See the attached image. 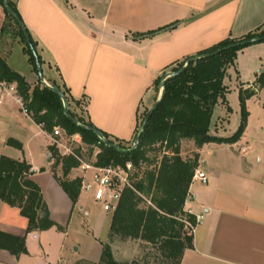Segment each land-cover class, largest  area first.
Masks as SVG:
<instances>
[{
	"label": "crops",
	"instance_id": "obj_1",
	"mask_svg": "<svg viewBox=\"0 0 264 264\" xmlns=\"http://www.w3.org/2000/svg\"><path fill=\"white\" fill-rule=\"evenodd\" d=\"M12 1L38 44L46 81L58 78L74 99L88 102L86 114L95 127L128 142L135 136L142 105L148 100L154 105L159 98L154 83L167 67L225 38L264 27V0ZM5 20L0 3V54L35 85L38 75L24 44L17 36L11 43L2 34ZM169 25L174 26L165 28ZM16 54H21L22 65ZM262 72L264 41L241 49L235 65L228 68L226 100L214 109L210 134L231 136H226L228 107L241 114L240 89L255 94L246 101L249 116L240 140L209 142L195 149L208 182L194 179L191 184L185 210L203 218L180 264H264V87L257 83ZM9 138L19 140L23 148L8 145ZM51 145L50 136L21 110L16 97L0 91V156L32 165L31 177L41 187L50 218L62 225L81 201V193L74 204L61 186L53 171ZM53 204L64 213L51 210ZM19 214L17 207L0 202V231L27 237L28 220ZM32 236L38 238L36 232ZM113 251L116 256L115 247ZM22 255L0 248V262L18 263Z\"/></svg>",
	"mask_w": 264,
	"mask_h": 264
},
{
	"label": "trees",
	"instance_id": "obj_2",
	"mask_svg": "<svg viewBox=\"0 0 264 264\" xmlns=\"http://www.w3.org/2000/svg\"><path fill=\"white\" fill-rule=\"evenodd\" d=\"M0 3L4 6V0H0ZM9 6L22 19L17 4L9 0ZM4 9L6 20L2 34L10 32L12 27L15 28V36L24 44V51L37 73L35 57L21 26L5 6ZM173 26L169 25L165 28ZM160 30L161 28L140 33L137 37L153 35ZM28 33L38 51L37 42L29 30ZM254 38L260 40L250 42ZM261 41H264V27H258L241 37L225 38L194 56L172 63V66L175 65L172 71H178L189 61L179 75L170 76L165 80L163 98L142 131L138 145L133 149L131 146H125V141L112 137L102 130L100 131L105 137L120 149L101 140L91 128L95 126L87 114L83 116L73 107V104L76 108L85 107L86 112L88 105L86 100L74 99L65 85H60L56 81L50 82L66 95L70 114L79 122L76 123L65 114L62 97L57 92L43 84L39 77L37 83L32 85L25 75L12 68L0 54V80L17 84L18 92L36 123L44 122L47 132H52L53 128L59 125L69 135L79 134L83 143L99 148L96 161L99 165L125 166L127 162L133 163L134 170L130 177L133 188L123 189L121 199L112 215L109 243L103 245L98 264H156L143 257L135 258L130 262L119 260L110 244L116 240V237L152 244L167 264H180L184 250L193 246V233H188L184 229L186 222L196 224V215L188 213L185 204L190 197L195 171L200 165L199 153L195 152L193 156L184 157L181 146L185 141L193 142L196 148H200L209 142L235 143L240 140L249 116L246 101L255 94V90L240 89L242 117L239 128L233 135L228 137L212 135L210 125L216 105L220 100H226L227 86L224 84V79L228 68L235 65L237 54L241 49ZM228 46L231 47L224 49ZM220 49L223 50L205 56ZM38 55L43 64L39 52ZM162 77L160 75L154 83L158 89L157 93L160 92ZM257 83L260 87H264V72L258 76ZM228 110H231L230 106ZM148 113L149 111L143 121ZM137 133L138 126L134 137ZM7 144L18 149L23 148L22 143L14 138H9ZM50 152L55 158L54 174L75 204L81 193V178L79 175L71 176L73 169L78 167L79 161L73 156L59 155L53 145L50 146ZM154 152L156 156L151 159L150 153ZM161 153L162 156L159 155ZM59 166L62 175L56 171ZM32 174V165L27 160L0 156V202L17 207L27 218V233L58 226L50 218L41 187L33 180ZM44 212L47 213L46 216H43ZM0 248L7 249L19 257L28 252L26 235L16 236L0 231Z\"/></svg>",
	"mask_w": 264,
	"mask_h": 264
},
{
	"label": "rangeland",
	"instance_id": "obj_3",
	"mask_svg": "<svg viewBox=\"0 0 264 264\" xmlns=\"http://www.w3.org/2000/svg\"><path fill=\"white\" fill-rule=\"evenodd\" d=\"M11 33L12 34H9V32H7L6 35H8V39L12 43V41L16 40V37L14 32ZM20 55L21 54H16L15 57L18 59V64L20 63L22 65L23 58H21ZM24 63L27 65L26 62ZM174 67L175 65L167 67L163 71L164 74L162 73L163 77L160 81V92L163 78L167 73L171 72ZM43 72L44 77L47 78V70H44ZM56 82L61 85L58 78ZM154 91L156 93L158 92L156 86H154ZM148 101V105H142L140 108L138 133L142 127L145 114L154 106L152 105V100ZM73 107L78 113L86 116L85 107H82V109L76 108L74 104ZM240 115L242 117L240 110H230L227 122L229 131L226 136L232 135L237 131V128H239L236 127L235 131H230L231 128L239 124V121L241 120ZM136 137L129 142L125 141L124 145L133 148ZM60 140L72 148L82 160L87 162L97 161V154L100 151L99 148L81 142V137L79 135H64V137H60ZM195 149V144L190 141L183 142L181 146L182 155L184 157L193 156ZM58 152L59 155H62L60 151ZM162 153L159 155L162 156ZM155 156V152L150 153L151 159H154ZM152 166L154 167V164ZM77 170V167L73 169L71 177L77 174ZM56 171H59L58 173L62 175L61 166L56 168ZM196 182H198V180ZM50 208L60 215L64 213L61 206L58 207L53 204ZM48 214L50 216L49 210ZM21 215L22 214H19L20 217ZM112 215L113 212L105 211L99 203L94 201L92 194L82 190L81 201L76 204L70 218L68 216V221L65 224L62 223V225H60L57 223L58 226H54L48 230L29 232L30 234L26 237L28 252L22 255L18 263L7 260L5 262H0V264H98L101 259L103 245L109 243L110 220ZM10 220L16 221L14 218ZM185 225L186 227L184 231L191 233L187 223ZM34 232L38 234L37 239L32 236ZM110 244L113 249L115 247L116 257L121 261L130 262L135 258L143 257L145 260L155 262L156 264H167V262L163 261L152 244H143L139 240L129 241L118 237H116L115 246L112 243Z\"/></svg>",
	"mask_w": 264,
	"mask_h": 264
},
{
	"label": "built area",
	"instance_id": "obj_4",
	"mask_svg": "<svg viewBox=\"0 0 264 264\" xmlns=\"http://www.w3.org/2000/svg\"><path fill=\"white\" fill-rule=\"evenodd\" d=\"M0 91L16 97L17 101L20 103L21 110L25 114L31 116L27 104L18 92L16 83H8L0 80ZM37 124L45 130L46 124L44 122ZM47 134L52 140V145L61 152L62 156H73L79 161L77 169L80 171L79 177L81 178V191L84 190L85 192L92 194L94 201L99 203L105 211L114 212L121 199L123 189L126 187L133 188L130 179L134 170L133 163L127 162L125 166H122L112 164L99 165L96 161H84L75 151L72 150V148L60 140V137L69 135L64 128L57 125L53 128L52 132H47ZM194 179H198L202 183L208 182L207 174L199 168L195 171L193 180ZM187 212L194 214L191 210H187ZM202 218V214L196 215L195 225L186 222L191 233H194L197 224Z\"/></svg>",
	"mask_w": 264,
	"mask_h": 264
},
{
	"label": "water",
	"instance_id": "obj_5",
	"mask_svg": "<svg viewBox=\"0 0 264 264\" xmlns=\"http://www.w3.org/2000/svg\"><path fill=\"white\" fill-rule=\"evenodd\" d=\"M4 6L5 8L16 18V20L18 21L19 25L21 26L23 32H24V35L26 37V40H27V43L29 44L32 52H33V55L35 57V61H36V65H37V73H38V77L40 79V81L45 84L46 86L52 88L55 92H57L61 97H62V100H63V103H64V106H65V114L67 116H69L70 118H72V120L76 123H79L78 120L73 117L71 114H70V111H69V105H68V100L66 98V95L64 94V92L57 88V87H54L52 86L51 84H49L45 77H44V72H43V67H42V64L40 62V59H39V55H38V51L37 49L34 47V45L32 44L31 42V39L29 37V33H28V29L24 23V21L14 12V10H12V8L9 6V0H4ZM257 40H260V38H254V39H251L250 42H255ZM231 46H228V47H225L224 49L226 48H230ZM223 49H220V50H217L215 52H212V53H208L206 54L205 56H211L219 51H221ZM197 58V57H195ZM189 61L186 62V64L178 71H171L169 73H167L165 75V77L163 78V81L161 82V92H160V96L159 98L156 100L154 106L152 107V109L149 111V113L147 114V116L145 117L144 121H143V124H142V127L136 137V140H135V144L133 146V148H135L138 143H139V140H140V137H141V134H142V131L145 129V127L147 126L148 122H149V119L151 117V115L154 113V111L156 110V108L158 107L160 101L162 100L163 98V95H164V92H165V80L170 77V76H173V75H179L185 68L186 66L188 65ZM98 135L99 137L101 138V140L103 142H105L106 144L112 146V147H115L117 149H120L115 143H112L110 142L106 137L105 135L100 131V129H98L97 127H91ZM132 148V149H133ZM47 213L44 212L43 213V216H46Z\"/></svg>",
	"mask_w": 264,
	"mask_h": 264
}]
</instances>
